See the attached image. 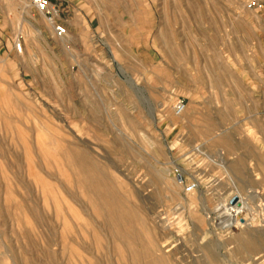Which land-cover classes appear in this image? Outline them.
<instances>
[{"label":"rangeland","instance_id":"374dc122","mask_svg":"<svg viewBox=\"0 0 264 264\" xmlns=\"http://www.w3.org/2000/svg\"><path fill=\"white\" fill-rule=\"evenodd\" d=\"M53 2L0 0V264H264V0Z\"/></svg>","mask_w":264,"mask_h":264},{"label":"built area","instance_id":"2783aa9c","mask_svg":"<svg viewBox=\"0 0 264 264\" xmlns=\"http://www.w3.org/2000/svg\"><path fill=\"white\" fill-rule=\"evenodd\" d=\"M32 5L46 16L54 28V33L63 36L66 33V27L61 23L59 18V10L53 0H30ZM174 110L177 114H182L186 110V101L178 98L174 104ZM178 172V170H176ZM196 188L195 183L188 184L187 191H193Z\"/></svg>","mask_w":264,"mask_h":264},{"label":"bare ground","instance_id":"6f19581e","mask_svg":"<svg viewBox=\"0 0 264 264\" xmlns=\"http://www.w3.org/2000/svg\"><path fill=\"white\" fill-rule=\"evenodd\" d=\"M19 49L22 50V45L19 44ZM186 111V110H185ZM102 179V178H101ZM87 181V180H86ZM198 188H199V185H198ZM195 192V191H194ZM190 193H193V192H190ZM245 201H243L242 203L243 204H238L237 203H232L234 205L230 206L226 211V214L229 215V218H228V222L231 223L232 227H235L237 225H239L241 222H240V218L239 216L242 214V212L244 211V208H245ZM112 205V204H111ZM248 206V205H247ZM112 208V207H111ZM114 209V208H113ZM247 245L248 247H253L252 246V241L251 240H248L247 242Z\"/></svg>","mask_w":264,"mask_h":264},{"label":"water","instance_id":"95a60500","mask_svg":"<svg viewBox=\"0 0 264 264\" xmlns=\"http://www.w3.org/2000/svg\"><path fill=\"white\" fill-rule=\"evenodd\" d=\"M231 202L232 203H237V202L239 203L238 197L237 196H234ZM241 220H243V219H241Z\"/></svg>","mask_w":264,"mask_h":264}]
</instances>
